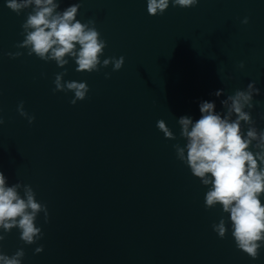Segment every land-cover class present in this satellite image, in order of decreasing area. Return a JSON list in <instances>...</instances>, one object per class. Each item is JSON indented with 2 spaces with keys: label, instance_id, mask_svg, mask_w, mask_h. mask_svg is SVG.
Returning <instances> with one entry per match:
<instances>
[{
  "label": "water",
  "instance_id": "water-1",
  "mask_svg": "<svg viewBox=\"0 0 264 264\" xmlns=\"http://www.w3.org/2000/svg\"><path fill=\"white\" fill-rule=\"evenodd\" d=\"M74 2L61 0L58 10ZM30 11L17 15L0 0V170L9 185H31L49 218L38 215L44 235L35 244L13 228L0 251L23 247L22 264H264V247L258 259L236 248L229 214L219 204L205 208L210 186L173 148L186 143L179 117L199 119L202 101L222 112L221 101L252 81L260 94L251 115L264 129V0L170 3L162 15H150L147 0H82L77 19H95L107 41L101 60L125 61L118 71L109 64L88 73L70 59L64 80L89 85L75 105L74 93L52 91L63 71L55 61L15 47ZM16 51L24 55H7ZM20 101L35 116L31 124L17 111ZM160 119L176 140L157 128ZM221 215L223 239L212 227ZM40 244L44 250L34 253Z\"/></svg>",
  "mask_w": 264,
  "mask_h": 264
},
{
  "label": "clouds",
  "instance_id": "clouds-1",
  "mask_svg": "<svg viewBox=\"0 0 264 264\" xmlns=\"http://www.w3.org/2000/svg\"><path fill=\"white\" fill-rule=\"evenodd\" d=\"M81 2L77 0L61 11L58 10L61 0H5V6L17 15L31 8L21 25L24 39L15 47L26 49L28 56L34 54L45 62L55 61L63 69L55 74L52 91L74 93L69 101L72 105L87 97L89 85L86 81L64 80L68 71L65 66L70 59L77 65V72L88 73L99 72L109 64L113 71H118L125 61L124 56H110L101 60L107 41L101 38L95 19L83 23L77 19ZM199 2L147 0V12L150 15H162L170 3L173 7L190 8ZM248 21L249 18L244 17L241 23L247 24ZM7 55L16 58L24 55V52H9ZM239 67H244L243 61ZM104 75L107 79L111 73L105 72ZM223 91L219 89L214 95L219 97ZM259 94L260 89L252 81L246 89H237L221 101L222 112L215 110L214 101L200 102L199 119L194 121L188 115L178 118L180 137L186 143L183 146L180 143L173 145L176 158L190 168L202 185L210 186L205 193V208L212 209L218 204L222 206V213L229 214L236 248L252 259H258L260 249L264 247V204L261 202V196L264 195V129H257L251 115V109L255 107L254 95ZM259 103L256 101V104ZM17 111L29 124L35 120L34 115L25 111L24 101L19 102ZM3 123L4 119L0 116V125ZM156 126L166 139H177L165 120H158ZM40 213L44 214L47 223V205L36 199L32 186L21 181L9 185L8 177L0 170V242L16 228L24 244H35L44 235L42 226L36 224ZM212 227L221 239L228 232L223 215ZM43 250L44 246L40 244L34 253ZM24 256L23 247L12 255L0 251V264H22Z\"/></svg>",
  "mask_w": 264,
  "mask_h": 264
}]
</instances>
